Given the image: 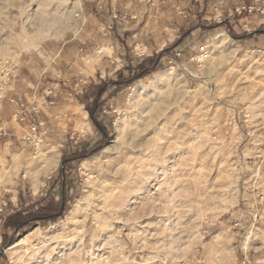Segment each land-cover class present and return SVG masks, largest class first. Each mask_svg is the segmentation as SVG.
I'll return each mask as SVG.
<instances>
[{"label": "rangeland", "instance_id": "rangeland-1", "mask_svg": "<svg viewBox=\"0 0 264 264\" xmlns=\"http://www.w3.org/2000/svg\"><path fill=\"white\" fill-rule=\"evenodd\" d=\"M220 1L0 0L11 93L38 110L21 126L0 104V250L19 194L57 192L87 149L64 217L9 233L0 264H264V0ZM142 59L155 69L106 85L93 122L82 95Z\"/></svg>", "mask_w": 264, "mask_h": 264}, {"label": "trees", "instance_id": "trees-1", "mask_svg": "<svg viewBox=\"0 0 264 264\" xmlns=\"http://www.w3.org/2000/svg\"><path fill=\"white\" fill-rule=\"evenodd\" d=\"M216 25L218 27L223 26L226 28H230L227 23H218ZM230 34L233 36L235 35L232 31L230 32ZM254 34L255 33L249 35ZM236 39L240 40L243 38ZM153 68L155 69V62L153 59H142L139 64L133 67L130 66L125 70L117 72V80L108 81L102 86L94 87L91 92H86L85 94H83L82 98L86 100L85 108L89 114L90 119L95 122L96 112L98 111L99 102L104 95V88L106 85H110L111 87L116 88L121 87L122 85L130 84L131 82L147 75ZM124 71H127V76H124ZM86 150V148H83V150H81V153H74L73 156H63L62 160L60 161V166L58 168L59 170H57L58 176L62 179L57 192L51 193L49 191L48 193H45V196H39L34 202L31 203H26L25 201H23L21 198V194H19L18 208L12 210L3 220L1 242L2 249H4L9 243L13 241V238L8 236L9 233H14L16 235L20 232H24L32 228L33 226L55 223L57 220L64 217L68 205L71 203V198L65 185L66 168L69 163L85 157L86 155H84V153ZM53 177L54 176H52V178ZM50 180L47 183H49Z\"/></svg>", "mask_w": 264, "mask_h": 264}, {"label": "built area", "instance_id": "built-area-1", "mask_svg": "<svg viewBox=\"0 0 264 264\" xmlns=\"http://www.w3.org/2000/svg\"><path fill=\"white\" fill-rule=\"evenodd\" d=\"M223 1H220V5H222ZM253 8H250L249 12L252 11ZM264 13V10L261 12ZM222 23V22H221ZM16 64L10 59H0V104L4 101L8 102L13 108V119L14 121L24 126L25 124H32V115H36L38 110L34 107H29L25 102L18 100L14 95H12V90L10 89L11 83L15 80L16 74ZM48 105H52V102H48ZM37 126H42V123L33 124L28 129L31 132L37 131ZM6 130L0 128V137L6 136Z\"/></svg>", "mask_w": 264, "mask_h": 264}, {"label": "bare ground", "instance_id": "bare-ground-1", "mask_svg": "<svg viewBox=\"0 0 264 264\" xmlns=\"http://www.w3.org/2000/svg\"><path fill=\"white\" fill-rule=\"evenodd\" d=\"M43 0H41V2H42ZM65 2H67V1H65ZM41 4H43V3H41ZM43 5H45V4H43ZM46 5H47V3H46ZM63 5V4H62ZM48 6V5H47ZM44 7H46V6H44ZM57 7V6H56ZM42 9H44V8H42ZM41 9V10H42ZM57 12V13H56ZM56 12H54V13H56L55 15H57L58 13H60L59 11H56ZM36 13V12H35ZM43 13H44V11H43ZM42 13V14H43ZM53 13V12H52ZM41 14V13H40ZM39 14V16H41L42 17V15H40ZM44 14H46V13H44ZM48 14V13H47ZM59 16H61V15H63V16H65L64 15V13L62 12L61 14H58ZM68 15V14H67ZM45 16H48V15H45ZM45 16H43L44 18H39L38 16V18H39V20L41 19V23H43V25H42V27H40L39 29H37V35L39 36V35H44V32H45V25L47 26L48 24H44V22L46 21L45 19H47V18H45ZM59 16H57V17H59ZM62 16V18L61 19H66V17H63ZM35 17V16H34ZM51 17H53V18H55V16H51ZM56 17V18H57ZM30 19V18H29ZM68 19V18H67ZM54 20V19H53ZM56 21H57V19H56ZM65 21H67V20H65ZM52 22V21H51ZM60 22H61V20H60ZM68 22V21H67ZM48 23H49V21H48ZM59 22H56V24H58ZM52 24L53 23H51V26H52ZM55 24V25H56ZM65 24V23H64ZM59 26H61V24L59 25ZM49 27V26H48ZM54 27V26H53ZM63 27H64V25H63ZM52 29V28H51ZM48 30H49V28H48ZM49 32V31H48ZM47 33V32H46ZM223 35V33H221L219 36H218V38L220 37V36H222ZM222 42H223V39L221 40ZM225 41V40H224ZM224 43V42H223ZM224 46V45H223ZM138 120V119H137ZM129 122V121H128ZM135 123V122H134ZM135 125V124H134ZM118 128H120V127H118ZM119 132V135H121V133H120V131H118ZM117 139H119V136H117L116 138H115V141L117 140ZM114 141V142H115ZM114 142H112V143H114ZM116 149V147H115V145H113V147H107L104 151V155L105 154H107V153H109V152H112L113 150H115ZM57 154V153H56ZM56 158H57V156L56 155H54L53 156V160L51 161V162H49L48 164L49 165H46V166H43L42 168H43V173H46L47 172V170L50 168V166H52V165H55L56 164V162H57V160H56ZM1 161V160H0ZM46 164V163H45ZM81 203V202H80ZM79 204V203H78ZM78 204H75V206H74V209L70 212V215H72V214H74V212L77 210V208L79 207L78 206ZM81 208V207H80ZM23 241V240H22ZM14 247V244L12 245V246H10V248L9 249H7V250H10V249H12Z\"/></svg>", "mask_w": 264, "mask_h": 264}, {"label": "crops", "instance_id": "crops-1", "mask_svg": "<svg viewBox=\"0 0 264 264\" xmlns=\"http://www.w3.org/2000/svg\"><path fill=\"white\" fill-rule=\"evenodd\" d=\"M11 114H12V112H11ZM11 114H10V118H11ZM12 119L11 120H9L8 121V124H9V127H8V129H10V130H12V128H10L11 126H12ZM0 128H3V129H5L6 130V126H1Z\"/></svg>", "mask_w": 264, "mask_h": 264}]
</instances>
